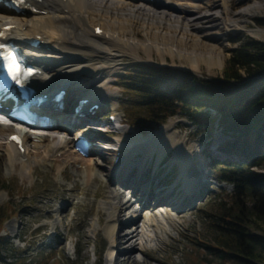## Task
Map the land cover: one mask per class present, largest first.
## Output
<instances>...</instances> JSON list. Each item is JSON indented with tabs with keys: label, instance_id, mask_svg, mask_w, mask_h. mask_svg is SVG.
Segmentation results:
<instances>
[{
	"label": "rangeland",
	"instance_id": "374dc122",
	"mask_svg": "<svg viewBox=\"0 0 264 264\" xmlns=\"http://www.w3.org/2000/svg\"><path fill=\"white\" fill-rule=\"evenodd\" d=\"M214 2L215 0H210L212 6L200 10L198 5L203 7V2L197 5L191 3V0H185L181 1L180 6H184L190 11L195 10L196 12L191 14L195 17L197 14L213 12L219 14L221 9H214ZM228 2L231 5L228 14L233 16L232 19H238V24L241 23V26L232 27L243 30H232L221 24L220 26H210L205 30L194 31L193 28H190L188 32H185L180 27L162 23L165 21L152 24L150 20L148 22L140 17L134 18L128 16V13L122 14L124 19L122 16L116 18L119 15L117 12V14H113L110 11L103 15V21L106 22L105 28L112 29L113 26L110 24L119 29L122 28L121 36L125 40L131 41L132 46H137L132 52L128 50L110 62L113 64L119 59L116 62V68H114L116 72L109 77L111 82L107 86L115 96L111 99V105H104L95 118L90 120H101L103 123L106 121L108 125L104 127L105 125L88 124L87 128L95 133L99 132L95 135L97 139L118 138L126 141V144L129 145L134 140V136H147L163 124L173 120V125L168 130L172 139L186 140V145L195 149L194 160L197 161V165L203 167L204 178L207 181L200 198H195L187 209L176 213L168 208L169 213L164 215L161 226V223H158L157 227L151 226L147 230L144 228L141 233L144 216L147 218L157 214L161 220L160 210L163 211L167 207L163 205V201L160 204H154L155 199L151 197L149 202L152 203V206L150 207L149 203L142 209L143 214L140 220L137 219L136 222L124 226L125 228L132 226L133 230L137 227L140 233L139 235L129 234V238L125 240L126 245L121 249L124 253H128L123 257L128 256L129 262L123 260L120 264H135L134 260L137 264H201V258L205 255V251L198 250L195 242L198 240L208 241L211 237L206 215L215 213L219 203L224 202L227 194L233 190L232 184L219 181V175L215 169L217 160H211L214 151H220V154L225 153L230 157L228 154L230 152L226 149V142L233 138L230 132H226L220 125L218 112L215 109L210 111L211 115L217 116L211 126V131L209 127L205 125L200 127L194 120L182 114L169 117L159 126L142 129L134 121L138 120L137 123L142 121L145 114V103L137 93L138 89H131L126 83L132 80L129 72H135L137 66L142 64L170 66L191 72L197 77L219 78L230 55V50L237 45L236 42H232L233 38L250 36L264 40V0H228ZM254 4L262 6L263 9L243 19L238 16L241 9H247ZM233 12L234 14H232ZM94 14L96 17L97 12ZM3 16L6 17L5 14ZM98 21H101L100 18ZM245 27L254 29L256 34L244 31ZM211 36L216 38L211 39ZM177 39L182 42L179 44ZM201 43L206 45L202 46ZM146 45H151L150 50L144 48ZM172 48L174 52L170 51ZM79 52L85 59L97 57L96 59L100 60V57L103 56V54L85 50ZM51 61L54 62L55 59H51ZM93 62L96 61L91 60L89 63ZM72 70L75 74V70ZM71 100H73V96ZM111 112H116L122 119V128L126 132L116 133L114 132L115 125L109 126L108 115ZM97 127L109 129L108 132L111 135L96 129ZM8 131L7 129L0 131L2 144L5 142ZM216 142H219V147L213 149ZM160 144L156 149L144 150V154L139 157L144 159L143 164L153 161L149 171L161 169L159 177L164 178L166 175L170 178L169 186L176 182V185L173 186L174 193H169L167 199L180 202L179 197L183 191L184 178L189 173L190 166L185 164V156L178 151L175 144L167 143L164 140H161ZM29 148L33 149L32 146ZM100 149L103 151L101 155L95 153L93 156L97 165L94 164L91 167L93 176L88 184L86 183L88 174L83 171V167L78 161L63 159L57 154L55 158L49 159L45 164H39L34 161V155H30L28 163L31 162L33 168L28 163L23 167L20 161L8 167L6 164L8 154L0 150V213L7 216L1 225L0 238L3 236V243L0 245V256H10L9 260H14L16 264H77L76 261L79 264H112V260L116 256V250L113 251V247L117 240L105 230L109 213L113 210L114 200L111 192L114 188L116 191L120 190L125 197L124 200L131 198L133 201L131 209H127L121 215L122 221H125L135 209L139 208L137 197L141 190L132 196L129 189L109 182L106 173L113 172L112 167L116 153L112 150V153L107 155L105 152L109 149L101 147ZM223 155L220 160L223 158L226 160ZM89 157L91 156H85V158ZM233 160H238V157H233ZM256 169L264 172V164L261 168L257 167ZM134 171L137 173L139 169H134ZM146 218L145 220H147ZM262 227H264V222L257 230L261 232ZM133 242H136L137 247L132 248L130 244ZM105 243L107 247L104 253L97 255V251ZM142 248H146V250H142ZM110 258L111 261H109ZM209 258L210 263L215 264V258Z\"/></svg>",
	"mask_w": 264,
	"mask_h": 264
},
{
	"label": "bare ground",
	"instance_id": "6f19581e",
	"mask_svg": "<svg viewBox=\"0 0 264 264\" xmlns=\"http://www.w3.org/2000/svg\"><path fill=\"white\" fill-rule=\"evenodd\" d=\"M181 1L185 0H42L40 11H34L28 7L20 16L12 15L7 10L8 8L0 5V13L6 15V17H4L3 14H0V28L4 25H12L11 35L18 40L40 37L41 43L33 47L32 51L27 50L28 52L30 51L27 57L39 68V72L32 78V84L38 91L41 90L45 92L48 88L53 90L56 87L67 86L69 94L76 91L84 94L86 93L90 96L91 100L100 102L101 104L103 103V106L108 104L111 105V99L114 98L115 94L108 90L107 86H109L108 84L111 82L109 77L116 72L114 68H116V62H118L119 59H116L117 61L113 64L110 62L114 61L116 57L122 56L128 50L132 52L137 45L132 46L133 43L131 41L125 40L121 36L120 32H122V28L119 29L113 24H110L113 26L112 29L109 30L105 28L106 22L103 21L104 14L111 11L113 14L119 13L116 18H120V16L123 17V13H128V16L134 18L140 17L148 22L150 20L152 24L165 21L162 23L169 24V26L174 25L180 27L184 29L185 32H188L190 28H193L194 31L205 30L210 28V26H220L221 24L225 27H230L232 30H243L242 28L232 27L240 25L241 23L238 24L239 20L232 19L233 16L231 17L228 14L229 6H231L228 0H215L213 8H220L219 14L216 12L201 15L197 14L196 17L193 15L191 16L192 13L196 12L195 10L190 11L184 6H180L182 4ZM201 2H203V7H199L198 5L201 4ZM191 3L197 4L199 10L210 7V5L212 6L210 0H191ZM262 9L263 7L259 5H250L247 9H241L240 12H238V16L243 19ZM94 12H97L96 17L94 16ZM232 14H234V12ZM98 18H100L101 21H98ZM97 27L103 29L102 34L96 33L95 29ZM244 31L255 32L256 34L254 29L248 27H245ZM214 38L216 37L211 36V39ZM176 41L179 44L182 42L180 39ZM198 44L199 41L197 42V45ZM204 44L205 43H201L202 46L206 45ZM145 47L150 50L151 45H146L144 48ZM121 49L124 50L120 51ZM84 50L100 53L103 54V56L100 57V60H97V57L85 59L79 52ZM170 51L174 52L173 48ZM179 54L181 55V53ZM51 58L55 59V61L52 62L50 60ZM91 60L96 62L89 63ZM198 61L199 59L197 62ZM55 68L56 71L54 72ZM72 69L75 70V74ZM69 97H71V95H69ZM74 101L72 103H74ZM43 109L48 111L54 118H57V121L69 122L68 124H58V122H55L53 126L55 129L51 130L52 132H57L56 130L62 126L67 129L70 127L69 125H71V127L77 126L94 118L92 114L81 116L69 112L66 109L59 112V110L51 104L45 105ZM172 121L173 120H170L163 124L159 129L147 136H134V142H130L129 145L126 144V141L118 139V141L114 143V153H118L119 160L113 165V172L106 173L107 180L115 185H120L122 187L126 186L129 191H132V196H134L138 190H141L140 195L137 197L140 207L139 209H135L133 214L126 220H131V223L136 222L137 219L140 220L143 214L141 211L150 203L151 197L155 199L156 204H160V202L163 201V205L167 206L166 209L163 208L165 210H160V216H162L161 220L158 218L157 214L150 215L147 218L144 216L147 220H145V218L143 219L141 233L142 229L144 230L145 228L147 230L151 226L157 227L158 223H161V226L163 224L162 220H164L163 217H165L164 215H168L169 213L167 211L168 208L176 213H180L181 210L187 209V207L191 205V202H194L195 198H200L207 184L206 178H204L205 173L203 167L199 164L197 165V161L194 160L195 149L193 150L191 147H188L186 145V140L172 139V135L168 131L173 125ZM0 129L9 130L6 134L5 142L3 144L0 142V150L8 154V158L6 159L8 167L15 165L17 161H20L23 167L26 166L30 155H34L35 162L45 164L49 159L55 158V155L59 154L63 159H71L74 162H79L81 167H83V171L88 174V176L86 175L87 184L92 179L91 167L94 164L97 165V163L94 162L93 157L85 158L81 156L76 150L75 145L79 134L83 133L87 128L78 129L71 136L24 133L23 139L26 148L24 153L8 140L9 135L16 132L13 126L0 122ZM38 131L44 132L43 130ZM120 131L126 132L123 128H121ZM0 135H2L1 132ZM85 135L88 136V134ZM161 140L167 143L170 142V144H175L178 151L185 156V164L190 166L189 173L184 178L183 191L179 197L180 202L178 200L167 199L169 193H174L173 186L176 185V182L173 183L172 186H169V183H171L170 178L166 175L164 178L159 177L161 169L149 171L151 170L153 161L143 164L144 159L139 157L144 154V150L148 148L156 149L157 146L161 145ZM218 143L219 142L214 143L213 149L219 147ZM94 144H96V147L93 151L97 155H101L103 151H101L99 147L106 146V144L97 142H94ZM29 146H32L33 149H30ZM40 147L43 148L41 149ZM111 153V149L105 152L107 155ZM221 155H223L225 159L228 158V155L225 153L220 154V151H214L211 160L215 159L217 161H222L220 160ZM28 164L30 167H34L31 162ZM134 169H139V172L136 173ZM74 191L75 189L73 192ZM111 193L112 199L114 200L113 210L109 213L105 230L111 236H114V239L116 237L117 240L116 245L113 247V251L116 250L115 255L118 257H114L112 264H120L123 260L124 262H129L128 256L123 257L128 253H124L121 249L126 245L125 240L129 238V234L139 235L140 232L136 226L135 230L132 229V226L125 228V224L123 225L121 218L122 213L132 206V199L127 198L124 200L123 198L125 197L123 193H121L120 190L116 191L115 188ZM149 205L151 207L152 203ZM154 227L153 229H155ZM130 245H132V248L137 247L136 242ZM142 250H146V248H142ZM109 261H111V258ZM134 262L137 264L136 260H134Z\"/></svg>",
	"mask_w": 264,
	"mask_h": 264
},
{
	"label": "trees",
	"instance_id": "16d2710c",
	"mask_svg": "<svg viewBox=\"0 0 264 264\" xmlns=\"http://www.w3.org/2000/svg\"><path fill=\"white\" fill-rule=\"evenodd\" d=\"M232 42L237 45L219 78L142 64L129 72L132 80L126 83L138 89L145 103L142 121H134L142 129L182 114L211 131L217 116L210 111L218 112L220 125L233 136L226 149L238 160L215 161V169L219 181L232 184L233 190L215 213L206 215L210 239L195 245L205 251L201 264H211L209 257L215 264H264V227L257 230L264 222V172L256 169L264 164V40L242 36ZM5 219L0 213V231ZM9 259L0 256V264H16Z\"/></svg>",
	"mask_w": 264,
	"mask_h": 264
},
{
	"label": "snow or ice",
	"instance_id": "6c2138e0",
	"mask_svg": "<svg viewBox=\"0 0 264 264\" xmlns=\"http://www.w3.org/2000/svg\"><path fill=\"white\" fill-rule=\"evenodd\" d=\"M4 33L3 32H0V35H3ZM0 47H2V45H0ZM14 60V58H13ZM19 69V65L16 64L15 62L13 63H10L8 65V71L10 72V74L12 75V78L15 80L16 79V73ZM13 139H18L17 137H13Z\"/></svg>",
	"mask_w": 264,
	"mask_h": 264
}]
</instances>
